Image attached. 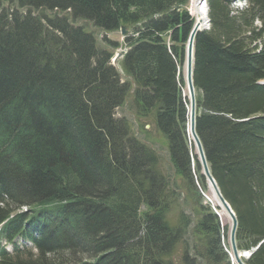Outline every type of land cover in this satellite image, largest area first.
I'll return each mask as SVG.
<instances>
[{
  "label": "trees",
  "instance_id": "1",
  "mask_svg": "<svg viewBox=\"0 0 264 264\" xmlns=\"http://www.w3.org/2000/svg\"><path fill=\"white\" fill-rule=\"evenodd\" d=\"M235 1L206 0L195 130L237 250L264 264V0ZM190 2L0 0V264H232L229 227L200 201L197 240L178 254L183 217L170 219L167 174L134 128L154 125L187 190L198 178L207 191L184 96ZM85 23L128 34L101 46ZM127 102L130 119L118 118Z\"/></svg>",
  "mask_w": 264,
  "mask_h": 264
},
{
  "label": "rangeland",
  "instance_id": "2",
  "mask_svg": "<svg viewBox=\"0 0 264 264\" xmlns=\"http://www.w3.org/2000/svg\"><path fill=\"white\" fill-rule=\"evenodd\" d=\"M204 2V0H198L197 5L201 7L200 3ZM193 0L192 2H190V6H189V13L192 14L194 17H197L198 19V13L196 12V10L193 9ZM7 6L10 7L11 4L9 5L7 3ZM206 9H208L207 3L206 6L203 5ZM202 6V7H203ZM235 8H238L240 11L246 9L245 4L243 3H236L234 4ZM201 7V8H202ZM207 11V10H206ZM208 20V17L206 18ZM207 20L202 23V25H205V27L207 26ZM84 25H86L87 29H89V31H92L95 33L96 38L98 40V42L101 44V46H103V41L104 38L112 41V42H117L120 44H123V35L121 33V31H117V32H113V33H102L100 31H98L96 28H94L91 24H87L85 23ZM128 34V33H127ZM125 46L122 45L119 47L118 50H116V55L114 58H117L118 53L120 52H124ZM118 60V58H117ZM187 61V58H186ZM112 65H114L115 67L117 66L118 68V62H115V59L112 60ZM186 64V63H185ZM184 64L183 67V73L185 75L186 78V65ZM124 80V77H123ZM187 90V85L186 88L184 89V93ZM185 96V94H184ZM188 99V98H186ZM189 100V99H188ZM190 104V103H189ZM189 107V106H188ZM130 109L129 106V102H127L125 104L124 107L120 108L119 110L116 111V116L118 118L120 117H124L126 116L128 119H130V114H132L133 110ZM134 118V116H133ZM133 123L137 124V120L133 119ZM190 125V124H189ZM137 131L136 135L137 137L144 142L147 146H149L155 153L158 154V156L160 157V161H161V168L166 172V177L168 179L169 182V190H170V194H171V198L173 201V206L171 208V210L169 211V216L170 219L172 220L173 224H176L178 222V219H180L179 217H183L182 218V227L183 230L185 231V235L183 236V247L180 246L178 249V254H182L183 250L185 251V247H190L194 242H196V237H193V229L195 228V224L197 223V219L199 216L198 212L200 206L198 204V201H200V203H202L203 205L206 206H210L214 211H216L219 216H220V208L215 204V195L214 192L211 188L210 183L207 181V191L203 192L202 191V186L198 181V178H195V195L192 193H190L189 188L187 190V187L185 185V181H181V179L179 177L176 176V174L174 173V171L172 170V166L170 164V157H169V151H168V143L166 138L159 132L157 131L156 127L154 125H146V131L148 132H144V131H139L137 129V127H134ZM189 131V129H188ZM189 140L191 143V148L193 149V152L195 154H198L197 148L195 146V141L192 139V137L189 135ZM194 138V137H193ZM186 187V188H184ZM198 193L200 194V197L198 198ZM193 201H192V200ZM221 218V217H220ZM222 220V219H221ZM224 226H228L229 229L232 227V220H230L229 218H225L224 217V221H222ZM230 235V234H229ZM228 243V240L226 239V241L224 242V244ZM229 243H230V238H229ZM29 248V246H28ZM7 250H11L10 246L7 247ZM31 250V248H30ZM32 251V250H31ZM34 252V251H33ZM34 256L36 255L35 253H33ZM175 263H179V256L177 255L175 258ZM236 264V263H235Z\"/></svg>",
  "mask_w": 264,
  "mask_h": 264
},
{
  "label": "water",
  "instance_id": "3",
  "mask_svg": "<svg viewBox=\"0 0 264 264\" xmlns=\"http://www.w3.org/2000/svg\"><path fill=\"white\" fill-rule=\"evenodd\" d=\"M205 2V0H204ZM204 2L201 3V5L204 4ZM201 24L200 23H196L188 40V44H187V63H188V67H187V85H188V90H189V94H190V99H191V130L193 133V137L198 149V154L201 160V164L204 170V175L208 178V180L210 181V183L213 185V187L215 188L219 199L221 201V203L225 206L226 210L228 211V213L230 214V217L232 219V229H231V247L233 250V254L234 257L237 261L238 264H244L239 256L237 247H236V240H235V235H236V230H237V220L235 217L234 212L232 211L231 207L229 206V204L222 198L220 191L215 183V181L213 180L211 174H210V170L207 164V161L205 159V154H204V150L202 147V144L199 140V138L197 137L196 131H195V120H196V98H195V89H194V85H193V67H194V50H195V37L196 34L198 33V31L201 28ZM127 34V29L126 28H122V35L126 36ZM123 54H120L119 57H121Z\"/></svg>",
  "mask_w": 264,
  "mask_h": 264
},
{
  "label": "bare ground",
  "instance_id": "4",
  "mask_svg": "<svg viewBox=\"0 0 264 264\" xmlns=\"http://www.w3.org/2000/svg\"><path fill=\"white\" fill-rule=\"evenodd\" d=\"M198 3V0H193V9L196 10V12L198 13V19H197V22H199L200 24L204 23L208 17V14H207V11H206V8L203 6L202 8L200 6L197 5ZM186 78H187V67H188V63L186 61ZM185 78V80H186ZM186 85H187V80H186ZM185 97L189 99V135L192 137V139L194 140L193 138V133H192V130H191V99H190V94H189V90H188V85H187V90L185 91ZM195 141V140H194ZM211 185V188L214 192V195H215V204L220 208V217L222 219V221H224V217L225 218H229L231 220V217H230V214L228 213V211L226 210L225 206L221 203L220 199H219V196L215 190V188L213 187V185L210 183Z\"/></svg>",
  "mask_w": 264,
  "mask_h": 264
}]
</instances>
